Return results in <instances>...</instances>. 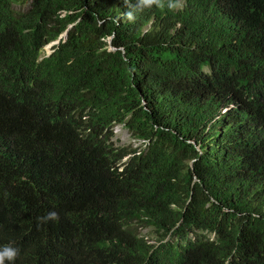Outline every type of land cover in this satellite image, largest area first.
I'll return each mask as SVG.
<instances>
[{
  "label": "trees",
  "instance_id": "1",
  "mask_svg": "<svg viewBox=\"0 0 264 264\" xmlns=\"http://www.w3.org/2000/svg\"><path fill=\"white\" fill-rule=\"evenodd\" d=\"M6 247L264 264V0H0Z\"/></svg>",
  "mask_w": 264,
  "mask_h": 264
},
{
  "label": "rangeland",
  "instance_id": "2",
  "mask_svg": "<svg viewBox=\"0 0 264 264\" xmlns=\"http://www.w3.org/2000/svg\"><path fill=\"white\" fill-rule=\"evenodd\" d=\"M62 37L64 38L65 35L63 34ZM58 42V40L55 42H52L51 44L47 45L44 50L43 53L44 54H50L52 52L53 46L56 45ZM43 54V55H44ZM114 141L115 143L118 145H131L133 148H140L142 146V141L134 138L131 133L122 125V124H118L114 126ZM147 230H143V233H146Z\"/></svg>",
  "mask_w": 264,
  "mask_h": 264
},
{
  "label": "clouds",
  "instance_id": "3",
  "mask_svg": "<svg viewBox=\"0 0 264 264\" xmlns=\"http://www.w3.org/2000/svg\"><path fill=\"white\" fill-rule=\"evenodd\" d=\"M50 215L53 218L56 216L55 213H51ZM17 251V249L6 247L4 251L0 252V264H3L5 257H7L9 260H13L17 255Z\"/></svg>",
  "mask_w": 264,
  "mask_h": 264
},
{
  "label": "water",
  "instance_id": "4",
  "mask_svg": "<svg viewBox=\"0 0 264 264\" xmlns=\"http://www.w3.org/2000/svg\"><path fill=\"white\" fill-rule=\"evenodd\" d=\"M64 35H65L64 39H66V37H67V32H65ZM61 38H63V37L61 36ZM59 42H60V40H58L57 44H58ZM55 43H56V41H55Z\"/></svg>",
  "mask_w": 264,
  "mask_h": 264
}]
</instances>
